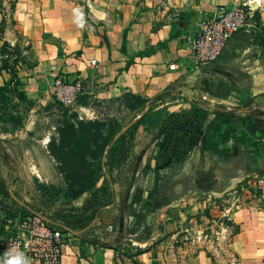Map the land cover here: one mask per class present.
Segmentation results:
<instances>
[{
  "label": "crops",
  "instance_id": "obj_1",
  "mask_svg": "<svg viewBox=\"0 0 264 264\" xmlns=\"http://www.w3.org/2000/svg\"><path fill=\"white\" fill-rule=\"evenodd\" d=\"M12 1L14 8L9 22L6 17L0 43L7 42L16 52L22 48L25 54L22 42L34 49L35 65L20 71L26 103L34 106L26 119L22 118L20 128L0 132V169L30 170L32 176L16 180L14 187L7 183L11 197L5 198L0 192L1 204L7 209L13 202L21 206L27 203L45 209L47 214L89 215L97 211L87 227L90 231L99 228L101 222L112 225L116 218L124 224L118 233L122 243L118 237L109 243L66 232L60 264H168L166 242L177 252L176 264H215L208 251L219 248L207 244L206 239L221 219L231 225L215 233L228 239L226 249L237 254V264H264V198L247 185L249 176L264 175L263 4L254 0H91L89 29L84 36L73 0ZM242 3L249 5L247 27L226 41L215 60L196 63L189 41L199 22L215 18L224 7ZM257 9L261 11L259 26L250 19ZM244 35L248 39L243 40ZM56 70L68 78H78L74 83L58 78L77 86L69 105L63 103L56 89L58 79L53 87L47 82V75ZM9 78L0 69V86ZM52 88L58 109L52 106ZM164 91L172 93L156 100L149 114L160 113L163 122L154 126L140 122L152 99ZM85 94L88 98L81 97L84 100L80 101V95ZM129 98L140 103L138 109L128 104ZM141 100L146 101L144 108ZM120 106L137 115L122 123L124 116L114 112ZM216 106L236 110L233 138L217 145L226 159L207 147L205 132ZM65 109L79 119L119 123L120 133L130 134V140L126 154L118 156L119 163L112 172L109 165L103 166L92 190L74 200L58 196L51 203L41 196L36 183L62 186L47 144L56 135ZM13 162L19 166L11 167ZM198 191L224 204L218 213L209 206V216L200 215L209 225L196 226L200 228L199 236H195L193 227L183 228L180 223L184 221L179 219L192 217L172 208ZM40 198L48 206L44 207ZM143 203L156 207L157 214L142 215L152 218L153 223L148 226L142 221L130 230L126 224L140 217L131 211L138 212ZM167 208L175 217L174 229L155 223L157 215ZM2 216L0 210V219ZM233 225L239 226V231L232 235ZM125 241L130 242L131 253L123 256L122 262L116 256V245Z\"/></svg>",
  "mask_w": 264,
  "mask_h": 264
},
{
  "label": "trees",
  "instance_id": "obj_2",
  "mask_svg": "<svg viewBox=\"0 0 264 264\" xmlns=\"http://www.w3.org/2000/svg\"><path fill=\"white\" fill-rule=\"evenodd\" d=\"M13 8L14 2L11 1V10ZM5 25L6 16L4 14L0 22V34L3 33ZM241 38L246 40L248 39V35H244ZM141 54L142 53H140V55ZM0 56L7 57V60H0V63H2L0 69L5 70L10 75V78L0 86V116H2L5 111V109H2L4 99H10L11 103H13L14 99L18 100V102H27V99L23 90L24 83L20 77L17 76L15 68V65L19 62L18 53L6 43H3L0 47ZM11 58H13L12 61ZM170 93L172 92L164 91L155 96L149 104L148 111L144 113L139 121L143 123L149 122L146 124L151 126L158 123L160 125L163 122L160 113H152L151 120H148L147 116L151 114L152 104ZM145 103V100H141L143 108L145 107ZM199 110H202V112L204 111V109L200 107ZM212 113L214 115L213 120L208 124L205 132L207 147L226 159L228 158L226 153L218 149L217 145L228 142V140L233 138L236 125V110L216 106L212 110ZM12 115V119L15 118V120H17V125L15 127H19L22 121L21 115L19 113H12ZM250 117H248L249 122H251V119H249ZM0 121H2V123L6 122L4 119ZM258 122L259 121L256 120V123ZM135 126L136 125H133L131 129ZM5 130L8 131L7 129ZM120 130L121 126L119 123L79 119L77 114H69L68 110L65 109L64 119L57 127L56 135H52L47 144L49 154L57 163V169L62 179V186L56 187L51 184L47 185L37 182L36 189L41 196L43 198L47 197L48 202L52 203L58 196L67 200H74L85 192L92 190L102 174L103 166L109 165V171L112 172V169L119 163L118 156H123L127 152L130 134L126 135L125 133H120ZM0 192L5 198L11 197L9 186L1 174ZM110 200L111 196L106 203ZM40 203L43 204L44 207L48 206L46 201L41 198ZM26 206H21L18 205L17 202H13V204L6 209V206L0 202V210H3L6 215H10L11 211L20 213L22 216L41 214L49 219V221L45 219V224L49 228L58 229L63 232H82L90 225L97 214V211H93L89 215L85 212L71 214L61 211H54L51 214H47L45 209L42 210L41 208L33 207V205L27 203ZM206 216H209L208 212ZM228 225H231V223L229 222ZM2 229L3 228H0V235L3 234ZM238 231L239 226L233 225L232 235ZM79 235L82 236L81 234ZM82 238L86 241H91L86 237ZM229 252L232 254L237 264V254L231 251ZM208 255L211 256L209 251Z\"/></svg>",
  "mask_w": 264,
  "mask_h": 264
},
{
  "label": "rangeland",
  "instance_id": "obj_3",
  "mask_svg": "<svg viewBox=\"0 0 264 264\" xmlns=\"http://www.w3.org/2000/svg\"><path fill=\"white\" fill-rule=\"evenodd\" d=\"M11 1L12 0H0V17L2 18V16L5 14V16L8 18L7 22H9L8 15L11 12ZM73 1H74V4L76 5V7L78 9V13L81 16L82 31L84 33V36H86L87 31L89 29L87 12H88V5H89L91 0H73ZM254 1H255V3L257 2V3L263 4V6H262L263 10L262 11L264 12V0H254ZM260 12L258 11V9L255 10V12H253V14H252V18H250L254 22L255 26H259L262 23V20L260 19L261 18ZM16 37H18V39L20 40V36L18 33H16ZM0 41H2V34H0ZM4 43H7V42H4ZM2 44H3V42L0 43V47ZM20 45L24 46L25 50L27 51L26 54L23 53L22 48L20 49L21 52L17 51L19 62L15 65V68H16L17 76L20 77V79L22 80L23 77L20 75V71H25L27 69L33 68V66L35 65L36 59L34 58V49L30 46V44L25 45L24 42H22ZM27 56H29V58H31L32 60H30L29 58L27 59ZM25 58H26V60H24ZM2 59L7 60V57L6 56H3V57L0 56V60H2ZM12 59L13 58H11V61H12ZM1 65H2V63H0V67H1ZM54 72L55 73H53V74L47 75V77L49 78L47 82H49V84L52 87H53V82L58 78H62L67 83H71V82L74 83V81H76L78 79V78H68V75H66L65 73H62L61 71H58V70H56ZM82 84H83V82H82ZM50 93H51L50 96L53 99L52 106H55L58 109V107H60V104L58 103L59 101H57V99H56L55 91L53 90V88H52V91ZM81 97L85 98V100H86V98H88L87 94H85L83 96L80 95V98ZM78 98H79V96H78ZM83 98H81L80 101L83 102V100H84ZM132 99L133 98H129L130 103H128V104H132L130 106H134V107L136 105L135 109H138L140 103H137V102H135L134 99L133 100ZM87 100H88V102L91 101V100L89 101V99H87ZM13 103L10 102V99H4L3 100L2 109H5V111H4L3 115L0 116V120L4 119V120H6V122L2 123V121H0V132L6 131L5 129L14 132L15 129L20 128L22 126V121H21V124L19 127H15L17 125V120H15V118L12 119V117H13L12 113H19L21 115V118H23V120H25L26 117L28 116V113L30 112V110L34 106V104L30 105V103L18 102V100H16V99H14ZM94 104L96 105L97 102H94ZM113 104L116 106L118 105L117 102H113ZM114 112L120 113L121 114L120 117L124 116L125 120H123L122 123H125V124L127 123V121L132 119L134 114L137 115L134 112H129L128 110H126L125 108H123L121 106L119 107V111H114ZM147 118H148V120H151L152 116H147ZM10 165H11V167H16V166L18 167L19 166V164L17 162H13V164H10ZM0 174L2 175V177L4 179H6L5 180L6 183H10V185L12 187H14L13 183L16 180L20 181V180H24L27 177L29 178L30 176H32L30 170L18 169L16 171V170L11 169L9 167H6L4 169H0ZM151 190H153V187H151L150 191ZM214 199H216V200H214ZM217 199L218 198H214L213 195L208 194V193H202L199 191L193 192L192 194H190L187 197V199L186 198L184 199L185 201L182 200V202H181L182 205H180L179 207L172 208V209H177L178 211L182 212V215L188 214L190 217H192L191 219L188 218L187 220H185L184 217L179 218L181 220V222L184 221L183 223H180V225L183 228H186L187 226H192L193 227L192 234L195 236L196 235L199 236V234H196V233H198L197 230L200 227H196V226L206 227L207 225H209L207 223L208 220H206V219L201 220L200 219V215L206 216L207 212L209 214V206L211 208H215L216 212H214V213H218L217 211L221 210V208L223 207L224 202L219 201V200L217 201ZM98 204L99 203L95 204L94 208L98 207L99 206ZM155 208L156 207L147 206L145 203L141 204L138 212H136L138 214H136L134 211H131L134 216L137 215L140 217L134 218L133 220H131L129 223L126 224V227L129 228L130 230L134 229L136 227V225L140 224L142 221H144V222L147 221L149 223L148 226H151L153 223V219L152 218L147 219L145 217H142V215H146L148 213L150 214L151 212H156V214H157L158 211H155ZM142 209H144L145 212H142ZM169 209L170 208H167L157 215V218H159L158 222H155L157 227L163 228V226L165 225V226H167L166 229H174V225L177 223L173 222L175 217L173 216V214H169V211H168ZM170 222H173L172 223L173 225L170 224ZM228 224H229V222L227 220H224V219L217 221V225L214 224V227L211 229L213 234L211 232V236H209V238L206 239L207 244L213 245V246H216L219 248L217 250H215V249L210 250V254L214 258L215 264H236V261L234 260L232 254L229 252V250L226 249L225 243L227 242L228 239H224L222 236L215 233V232H217L216 230H220L222 227L228 226ZM98 225H99L98 226L99 228H97V229L90 231L88 228H86L85 230H83L79 234L86 235V236L88 235L92 239H103L104 241L109 240V243H112L117 239L118 233L120 231H123V229H124V224L121 223L120 219H118V218H116L114 220V223L112 225L105 226V225H103V222L99 223ZM118 241H120L122 243V239L119 237H118ZM123 243H124V245H122V244L116 245V256L122 262H123V256H127L131 253L130 242L125 241ZM164 252H166L168 255V258L166 260V262L168 264H176L177 263V256H176L177 252L175 251V249L171 248L170 242L165 243Z\"/></svg>",
  "mask_w": 264,
  "mask_h": 264
},
{
  "label": "built area",
  "instance_id": "obj_4",
  "mask_svg": "<svg viewBox=\"0 0 264 264\" xmlns=\"http://www.w3.org/2000/svg\"><path fill=\"white\" fill-rule=\"evenodd\" d=\"M247 6L242 3L224 7L215 18L199 22L189 41L196 63L206 64L215 60L226 41L247 27L250 16V12L246 11ZM55 85L63 103L71 104L78 91L77 86L66 84L62 79H58ZM247 185L257 196L264 198V175L249 176ZM0 228H3L0 258L16 245L29 257L31 264H60L62 244L68 233L49 228L41 214L22 216L14 211L10 215L3 212Z\"/></svg>",
  "mask_w": 264,
  "mask_h": 264
},
{
  "label": "clouds",
  "instance_id": "obj_5",
  "mask_svg": "<svg viewBox=\"0 0 264 264\" xmlns=\"http://www.w3.org/2000/svg\"><path fill=\"white\" fill-rule=\"evenodd\" d=\"M0 264H31V261L19 247L13 245L3 258H0Z\"/></svg>",
  "mask_w": 264,
  "mask_h": 264
}]
</instances>
